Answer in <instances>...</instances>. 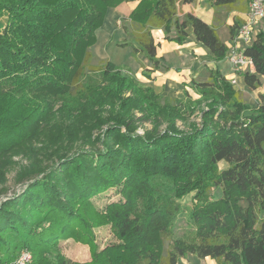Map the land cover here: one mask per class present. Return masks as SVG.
I'll use <instances>...</instances> for the list:
<instances>
[{
    "label": "trees",
    "instance_id": "trees-1",
    "mask_svg": "<svg viewBox=\"0 0 264 264\" xmlns=\"http://www.w3.org/2000/svg\"><path fill=\"white\" fill-rule=\"evenodd\" d=\"M130 1L136 6L128 18L137 25L132 53L147 59L150 67L142 70L146 77L168 69L157 56L155 29L178 45L190 29L214 60L226 57L228 47L214 26L191 10L180 18L179 8L195 0H0V183L9 156L30 138V124L49 120L50 111L36 112L37 96L41 91L62 96L78 84L107 9ZM208 2L218 9L241 10L248 0ZM239 25L236 20L229 26L231 38ZM243 54L253 68L242 74L245 86H264L263 30L244 46ZM102 70L116 79L118 94L111 103L107 96L94 99L84 116L100 120L94 104L103 110L108 105L106 127L87 147L59 152L50 165L23 169L20 180H28L26 188L0 202V264L13 261L22 249L33 252L34 264H50L46 255L61 239L73 237L81 206L109 187L119 188L122 198L97 214L115 240L94 245L85 262L56 252L53 264H176L188 254L209 257L215 264H264V217H256L264 208V88L257 94V106L248 109L220 71L210 70V81L191 85L213 100L200 124L185 132L173 124L181 111L159 105L152 89H138L131 76L110 61ZM121 86L135 94L122 97ZM217 112L218 118H212ZM149 119L155 127L137 133L136 121ZM160 121L168 122L162 131L157 128ZM92 123L91 129L100 127ZM226 184L225 197L211 192ZM189 194L195 230L190 236H175L178 201Z\"/></svg>",
    "mask_w": 264,
    "mask_h": 264
},
{
    "label": "rangeland",
    "instance_id": "rangeland-1",
    "mask_svg": "<svg viewBox=\"0 0 264 264\" xmlns=\"http://www.w3.org/2000/svg\"><path fill=\"white\" fill-rule=\"evenodd\" d=\"M204 1L206 0H202L200 3L204 4ZM218 13H220V15H227L229 11L228 9H219ZM3 21L4 18L0 20V27ZM219 28H221V25H219ZM253 29L255 33L259 31H256L255 26ZM188 32L190 33V37L193 38L190 29ZM220 32H222L221 29ZM120 33V30L114 31L110 29L109 26L103 28L99 27L96 30L94 43L88 49L90 57L84 65L78 84L73 86L68 94L62 96L52 94L48 91H41L40 96H37L34 102V104L36 103V105H38L36 112L46 114L50 111L49 123L44 119L37 126L35 124H30L29 128L32 132L30 138L21 144L16 154L9 156L11 163L5 168V179L0 183V187H4L3 191H0V202L26 188L28 180H20V175L22 171H24L23 169H33L34 167H41L42 165H50L55 162L59 152L68 150L73 151L82 146L87 147L86 144H88L89 139L93 140L96 134L100 133L106 127L108 115L111 114L108 105L104 107L106 110H103L97 104H94V111L97 115H100V120L95 118H89V120H87L84 116L86 106L94 99L101 97L105 98V96H107L111 103L115 98L113 95L118 94L116 79L113 80L103 75L102 67L106 61H110L126 71L131 76L132 83H134L138 89H152L153 92L157 94L156 99L159 105H167L173 109L176 108L180 110V117L175 118L173 121L174 126L179 131L186 132L197 124H200L202 114L207 110L214 96H200L197 89H195L194 85H191V83H193V81H210L209 71L217 68L206 66L205 71L204 65L195 63L188 47L180 50L178 47L175 48L174 44H168L169 42L164 40L161 42L159 54L164 60L165 65L171 68V73H174L176 68L189 71V68L193 65V68L197 69L193 77H185L181 82H171V84L165 83L163 85L161 81H153L151 75L146 77L142 74V70L145 68L146 64L142 63V54L138 53L134 55L132 53L131 44H133V39L127 37V44H117L120 42ZM252 39L253 37H251L246 44H242L241 46L244 48V45L249 44ZM200 60L206 62L207 57H203ZM147 65V68H149V63H147ZM218 66L223 72H227L230 68L226 58L219 60ZM242 70L243 69H238L233 71L236 73L237 71H241L238 74L242 75ZM165 73L166 70L164 71V69H162L160 75L164 76ZM225 79L229 81L236 91V98L241 101L243 105L247 106L248 109L257 106V94L263 91L264 86H260L257 89H250L245 86L243 81L241 82L240 78H237L238 81L235 77ZM232 80L235 82L231 83ZM122 88L125 90L124 96L122 97L128 98L135 94L133 90L130 91L125 86H121V89ZM140 96L142 95L140 94ZM31 105H33L32 101ZM218 109L222 111V106L218 105ZM132 111L135 117H141V113L138 112L137 109H132ZM218 116L219 114L217 112L212 115V118L214 117V119H216ZM92 121L97 123L96 125L100 127L97 129L93 126V129H91V125L93 124ZM136 122L135 131L139 134H143L146 130L155 127V122L151 119L142 122L137 120ZM167 125L168 122L160 121V123L157 124V128L162 131ZM217 167L218 169L222 168V163H219ZM29 181H31V179ZM227 185L228 184H226L225 187L212 189L211 192L216 197H225L228 188ZM121 198L122 196L119 188L109 187L100 191V194L93 197V199H91L92 203L89 204L90 206H81L79 209L80 222H77V225L74 227L73 237L61 239L57 247L50 249L52 251L51 254L49 256L46 255L50 264H53L56 252L64 253V255L72 261H88L94 245L101 247L114 241L115 235L111 231L109 224H102V217L100 214H97V211H102L101 209L104 208L105 204L121 200ZM192 200V194H189L178 201L181 205V213L176 220L174 228L175 236H190L195 230L189 216ZM241 205L245 206V202L242 201ZM256 217L257 219L264 217V208L256 213ZM23 252L29 255V258L24 260V262L26 264H34L36 256H34L31 250L29 251L26 249L18 251L14 260L8 264H15V262H17L16 260ZM199 262L201 263V260Z\"/></svg>",
    "mask_w": 264,
    "mask_h": 264
},
{
    "label": "crops",
    "instance_id": "crops-1",
    "mask_svg": "<svg viewBox=\"0 0 264 264\" xmlns=\"http://www.w3.org/2000/svg\"><path fill=\"white\" fill-rule=\"evenodd\" d=\"M201 1L202 0H195V2L190 6H181L179 8L180 18L182 20L185 19L186 12L188 10H191L197 17L202 19L204 22L214 26L220 40L225 45H227V47H229L231 45L232 38L230 37L228 27H229V25H233L234 21H236V20H238L239 24H241V22H243V20L245 18V13L247 11V7L242 8L241 10L229 9L228 10L229 13L227 15H220V13H218V10L221 8L218 9V8H214V7L210 6L208 0L204 1V4H201L200 3ZM135 6H136V1H130V2L121 3L120 5H118L114 8H108L107 9V12H106V15L104 17V21H103V24L101 27L103 28L105 26H109L110 29H112L114 31L120 30V32H121L120 33V39H119L120 42H118L117 44H120V45L121 44H127V37H130L132 39V31L137 27V25L130 22L128 15ZM215 9H217V10H215ZM217 25H218V27H217ZM219 25H221V28H219ZM220 29L222 32H220ZM255 29H256V31L257 30H263L264 31V17H262L255 24ZM152 34H153V36L155 35L154 37H155L156 41L159 42V46L157 49V56L160 59L161 63L165 65L164 60L162 59V57L159 54L161 42L165 40L164 39V33L162 32L161 29H155V30H153ZM168 42H169L168 44L172 43V44H174L175 48L178 47L180 50L182 48L188 47L189 52L192 54V58L195 60V63H201V65H204L205 71H206V66H210L211 68L214 67V68H217L221 72V74L227 79H231V78L235 77L236 80H237V78H240L241 82L243 81L242 75L238 74L241 71H237V73L234 72L233 71L234 69H233L231 63L228 61L227 57H225V58H226L227 63L230 65V68L227 72H223V70L218 66L219 61L214 60L213 57L207 51V49L203 48L199 43L196 42V40L194 39V36H193V38H191L190 33H189L187 39L185 40V42L183 44L178 45V44L171 42V41H168ZM203 57H207L206 62H203L202 60H200ZM141 58L143 59L142 63L146 64L145 67H148L147 59L144 58V56H142ZM193 66H191L189 68V71L179 70L176 68L174 73H171V68L168 67L169 69L166 70V73L164 76L160 75L161 70L163 69V68H160V69L156 70L155 72L151 73V79L153 81H156V82L161 81V83H163V85L165 83L171 84V82L172 83H175V82L178 83V82L183 81L185 77L188 78V77L195 76L193 74L196 73L197 68L195 69V68H193ZM246 70L253 71V68L251 65L247 66L245 69L242 70V72H245ZM164 71H165V69H164ZM237 81H236V83H237ZM236 86H237V84H236ZM196 260H198V261H196ZM200 260H201V263L199 262ZM176 264H215V261L209 257L197 258L196 256L189 254L183 258H180Z\"/></svg>",
    "mask_w": 264,
    "mask_h": 264
},
{
    "label": "built area",
    "instance_id": "built-area-1",
    "mask_svg": "<svg viewBox=\"0 0 264 264\" xmlns=\"http://www.w3.org/2000/svg\"><path fill=\"white\" fill-rule=\"evenodd\" d=\"M262 17H264V0H248L245 18L237 28L226 55L234 70L245 69L251 65L249 58L244 56L241 45L246 44L251 37L254 38L256 33L253 27ZM234 82V80L231 81V83ZM27 258L29 255L23 252L15 264H26L24 260Z\"/></svg>",
    "mask_w": 264,
    "mask_h": 264
}]
</instances>
